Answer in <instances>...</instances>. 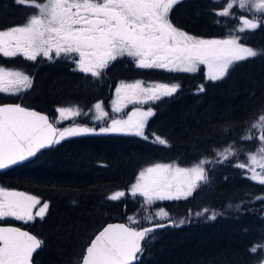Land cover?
Instances as JSON below:
<instances>
[{
    "label": "trees",
    "instance_id": "trees-1",
    "mask_svg": "<svg viewBox=\"0 0 264 264\" xmlns=\"http://www.w3.org/2000/svg\"><path fill=\"white\" fill-rule=\"evenodd\" d=\"M30 11L13 0H0V29L23 25ZM170 19L179 29L203 39H224L236 24L234 18L216 16L210 0H184L174 7ZM236 34L245 46L264 49V28ZM0 65L22 70L32 78V87L17 96L0 93V104H21L51 119L59 107L75 106L87 112L100 101L111 114L110 104L120 82L180 85L172 97L151 104L156 115L145 128L149 141L132 135L72 137L33 161L0 173V187L40 200L34 211L45 202L49 204L43 219L35 217L25 225L9 219L4 223L21 226L43 242L34 257L36 264H73L105 225L144 216L148 210L140 203L141 197L106 200L111 193L127 191L142 169L173 162L190 167L234 141L246 146L244 152L254 149L251 142L238 138L246 127L244 122L264 108V56L234 64L228 75L216 82L207 80L203 68L193 74L146 71L136 68L127 57L115 61L102 80L85 78L63 59L32 62L0 57ZM201 84L205 91L198 92ZM152 133L165 138L171 147L151 143ZM234 163L211 165L210 182L188 200L153 205L164 207L176 220L188 217L189 210L193 215L180 227L159 230L145 249L142 264H256L257 257L248 249L264 234V200L256 199L264 195V185L247 179ZM204 208L222 215L215 220H207L208 213L195 216Z\"/></svg>",
    "mask_w": 264,
    "mask_h": 264
},
{
    "label": "snow or ice",
    "instance_id": "snow-or-ice-1",
    "mask_svg": "<svg viewBox=\"0 0 264 264\" xmlns=\"http://www.w3.org/2000/svg\"><path fill=\"white\" fill-rule=\"evenodd\" d=\"M13 2L32 11L27 13L23 25L0 29V57H22L32 62L38 58L48 62L63 59L75 66L73 71L94 80H102L115 61L127 57L138 69H161L169 73H197L203 65L207 80L216 82L224 79L234 64L264 56V49L245 46L240 43L242 37L236 34L264 28V0H210L216 16L236 20L230 28L232 34L224 39L199 38L175 26L170 14L184 0ZM31 87L32 78L28 74L0 65V93L17 96ZM179 88L178 83L120 82L115 88L111 112L119 114L129 104L141 107L122 118L111 117L102 101L95 103V115L90 119L93 123H102L98 131L76 123L63 128L57 126L63 119L88 115L80 108L59 107L56 111L62 119L50 122L47 115L21 104L0 105V170L30 161L42 150L72 137L113 133L149 141L145 128L156 111L151 106L146 110L142 106L172 97ZM203 91L205 86L201 84L198 92ZM244 123L246 127L238 139L253 142L254 150L248 148L244 152L246 146L234 141L222 150L214 149L212 158L202 157L191 167H181L175 162L156 163L141 170L129 192L132 198H142L140 203L148 214L140 219L129 216L126 224H107L90 239L73 264H142L145 249L156 239L159 230L180 227L193 215L189 210L188 217L176 220L164 207L153 208V205L188 200L198 188L210 182L211 165L224 164L242 152L245 161L232 166L250 173L247 179L264 185V108ZM151 135L154 137L151 143L171 147L165 138ZM125 196L124 191H117L106 200L117 201ZM256 199L264 200V195ZM38 204L40 200L33 195L0 187V221L12 218L27 223L35 217L43 219L49 204L45 202L34 217L32 209ZM206 213L207 220L222 215L204 208L195 216ZM42 243L18 227L0 226V264H36L34 254L38 256ZM248 251L257 257L256 264H264V234Z\"/></svg>",
    "mask_w": 264,
    "mask_h": 264
},
{
    "label": "rangeland",
    "instance_id": "rangeland-1",
    "mask_svg": "<svg viewBox=\"0 0 264 264\" xmlns=\"http://www.w3.org/2000/svg\"><path fill=\"white\" fill-rule=\"evenodd\" d=\"M227 38V37H226ZM223 39V38H222ZM200 67H203V69H204V71H205V73H206V68L202 65V66H200ZM132 82H134V81H132ZM125 83H131V82H125ZM147 83V82H146ZM154 83H156V82H154ZM120 84V83H119ZM118 84V85H119ZM117 85V86H118ZM116 99V95H115V92H114V96H113V99H112V102L114 101ZM112 102H111V104L110 105H112ZM95 105V104H94ZM94 105L86 112L88 115H82V116H79V117H76V118H74V119H63V122L62 123H60L61 125H63V127H66V126H70V125H72L73 123H76V124H79L80 122H83L84 123V125H87L88 127H95L96 129H97V131L99 130V128L102 126V123H100V122H97V123H93V121L90 119V117H92V116H94L95 115V109H94ZM130 106H133L132 104H129V105H127V107H125L124 108V110H123V112H121V113H119V114H116V113H112L111 112V114H110V116L111 117H116L117 115L118 116H120V117H122V118H126V115L128 114V113H130L134 108H138V107H141V105H134L133 106V108L132 109H129V107ZM149 106H151V104H145V105H143L142 107L146 110ZM71 107V106H70ZM152 107V106H151ZM73 108H76L75 106L73 107ZM110 110H111V107H110ZM60 119H62V118H60V116H59V113L56 111V116H55V120H60ZM60 124H58V125H60ZM100 135H123V134H113V133H109V134H100ZM99 135V136H100ZM252 144H253V142H251ZM224 147H222V148H220V149H218V150H222ZM254 150V149H253ZM213 156H214V154H213ZM212 156V157H213ZM211 157V158H212ZM245 159H246V157H245V155L243 154V152L239 155V157L237 158V157H233V158H231L230 160L233 162V161H235V162H244L245 161ZM198 162V161H197ZM151 166H153V165H151ZM148 167H150V166H148ZM191 167V166H190ZM206 167H208V166H206ZM143 170V169H142ZM258 171H259V169H257ZM243 172L248 176V175H250V173H248V172H246L245 170H243ZM138 177V176H137ZM137 179V178H136ZM135 182H136V180H135ZM131 188V187H130ZM130 188L129 189H127V191H124L125 193H126V196L125 197H130V198H132L131 197V195H130V192H129V190H130ZM115 193V192H114ZM114 193H111L110 195H112V194H114ZM138 198H140V197H138ZM140 199H142V198H140ZM42 207V206H41ZM143 208L144 209H146L144 206H143ZM147 210V209H146ZM32 213H33V209H32ZM148 214V211H146L145 212V215H147ZM137 219H139L138 217H137ZM24 222V221H23ZM30 222V221H29ZM24 225L25 224H28V223H23ZM149 226V225H148Z\"/></svg>",
    "mask_w": 264,
    "mask_h": 264
},
{
    "label": "water",
    "instance_id": "water-1",
    "mask_svg": "<svg viewBox=\"0 0 264 264\" xmlns=\"http://www.w3.org/2000/svg\"><path fill=\"white\" fill-rule=\"evenodd\" d=\"M30 110H34V109H30ZM34 111H36V110H34ZM38 112V111H37ZM39 113H41V112H39ZM41 114H44V113H41ZM44 115H46V114H44ZM50 120V119H49ZM50 122H51V120H50ZM45 150H48V149H44V150H42V151H45ZM39 154V153H38ZM36 158V157H35ZM35 158H33L32 160H34ZM32 160H30V161H32ZM27 162H29V161H26V162H24V163H27ZM23 163V164H24ZM22 165V164H21ZM18 166H20V165H16V166H12L11 168H9V169H12V168H15V167H18ZM9 169H6V170H0V173H2V172H5V171H7V170H9ZM119 223H121V222H115V223H111V224H119ZM106 226V225H105ZM104 226V227H105ZM12 227H14V226H12ZM103 228H101L100 230H102ZM22 231H26V230H23V229H21ZM99 230V231H100ZM26 232H28V231H26ZM29 234H31L30 232H28ZM31 235H33V234H31ZM34 236V235H33ZM37 238V237H36ZM94 238V237H93ZM39 250L40 249H38L37 251L39 252ZM36 254H34V256H35Z\"/></svg>",
    "mask_w": 264,
    "mask_h": 264
},
{
    "label": "flooded vegetation",
    "instance_id": "flooded-vegetation-1",
    "mask_svg": "<svg viewBox=\"0 0 264 264\" xmlns=\"http://www.w3.org/2000/svg\"><path fill=\"white\" fill-rule=\"evenodd\" d=\"M8 219L11 220L12 218H8ZM13 220H15V219H13ZM13 220H12V221H13ZM3 222H5V220H3ZM14 222H15V221H14ZM15 223H16V222H15ZM0 225H1V224H0Z\"/></svg>",
    "mask_w": 264,
    "mask_h": 264
}]
</instances>
